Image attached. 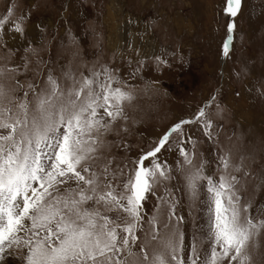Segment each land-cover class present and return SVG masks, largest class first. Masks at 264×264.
<instances>
[{
    "label": "rangeland",
    "instance_id": "obj_1",
    "mask_svg": "<svg viewBox=\"0 0 264 264\" xmlns=\"http://www.w3.org/2000/svg\"><path fill=\"white\" fill-rule=\"evenodd\" d=\"M226 4L227 0H0V84L5 88L19 83L23 88L15 95L22 96L29 84L43 87L49 75L63 87L65 74L79 80L107 68L120 81L118 86L135 97L126 105L127 120L118 121L105 137L94 170L111 161V168H123L126 177L133 162L171 126L195 121L204 109L206 117L183 125V135L174 133L171 150L160 155V162L171 169L167 188L179 201L177 214L186 222L181 226L186 244L194 232L200 235L206 210L196 202L200 211H195L184 190V177L192 169L180 168V146L194 152V163L203 161L205 175L214 179L219 176V157L230 155L232 164L241 168L233 172L240 181L241 200L251 205L254 218H264V0H241L235 18L225 14ZM9 9L11 19L5 20ZM229 22L235 28L224 56ZM16 23L23 34L14 31ZM204 119L211 121V137L205 135ZM155 192L144 203L146 219L156 214L158 197L169 198L163 186ZM206 199L201 189V201ZM164 223L166 216L161 215V235L167 232ZM139 235L145 240L144 233ZM153 246L149 245V256ZM0 264H23V252L11 249Z\"/></svg>",
    "mask_w": 264,
    "mask_h": 264
},
{
    "label": "snow or ice",
    "instance_id": "obj_2",
    "mask_svg": "<svg viewBox=\"0 0 264 264\" xmlns=\"http://www.w3.org/2000/svg\"><path fill=\"white\" fill-rule=\"evenodd\" d=\"M240 8L241 0H227L224 11L235 18ZM11 15L9 9L5 20ZM234 28L229 22L224 56ZM14 31L23 34L24 29L16 23ZM65 80L62 87L49 75L43 87L29 84L22 96L15 93L23 85L0 84V261L15 248L23 252V264H264V218H254L251 205L241 200L233 174L241 168L230 155H221L214 179L205 175L203 161L194 163V152L180 146V168L192 169L184 190L195 211H200L196 202L206 210L200 235L194 232L186 244L179 201L167 188L171 169L160 155L171 150L174 133L183 135V125L206 117L204 109L195 121L171 126L126 177L123 168H111V161L96 171L105 137L118 121L127 120L126 105L135 97L107 68L79 80L65 74ZM203 127L211 137V121L204 119ZM158 186L169 198L158 197L156 214L146 219L144 203ZM201 189L207 193L204 201ZM161 215L166 216L165 235Z\"/></svg>",
    "mask_w": 264,
    "mask_h": 264
}]
</instances>
